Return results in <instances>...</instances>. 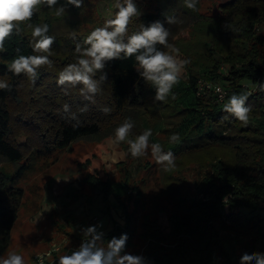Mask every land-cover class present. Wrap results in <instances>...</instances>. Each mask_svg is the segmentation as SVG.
<instances>
[{
    "label": "trees",
    "instance_id": "1",
    "mask_svg": "<svg viewBox=\"0 0 264 264\" xmlns=\"http://www.w3.org/2000/svg\"><path fill=\"white\" fill-rule=\"evenodd\" d=\"M199 4L200 1L193 12L184 7L183 0H153L152 6L129 25L131 35L141 24L157 20L164 23L170 31L169 43L182 50L184 59L190 61L172 90L176 98L169 97L166 103L153 102L154 90L139 76L134 57L107 64V79L101 83V92L93 103L80 95V85L68 88L65 95L66 86H58L57 79L52 78L51 82L48 78L54 64L52 68L40 69L35 84L25 76L7 71V64L18 54H35L29 46L30 29L26 25H21L19 35L13 34L6 41V51L0 53V77L8 79L11 90H0V256L11 243L24 196V189L17 182L31 168L34 162L31 159L47 157L55 149L66 148L81 138L101 140L111 136L125 117L135 121L134 135L151 128L150 140L175 154L176 166L166 172L170 177L180 178L175 174L183 173L190 164L197 168L198 193L173 194L176 211L170 214V226L165 231L156 218L148 215L139 224L142 192L137 185L135 208H125V224L116 223L105 234V247L111 237L127 233V248L135 244L137 235L147 241L143 256L148 264H216V255L223 259V264H238L221 236L227 230L243 238L241 254L264 252V93L254 92L249 98L250 113L254 114L247 126L222 110L233 92L251 90L257 81H264V32H260V26H264V0H232L222 4L221 12L214 17L201 19ZM84 7H70L67 16L73 15L72 20L80 23L78 16ZM44 12L41 9L30 23L42 24ZM165 15L175 17L177 23L167 24ZM44 22L49 25V35L56 37L54 54L50 57L53 62L61 60L63 68L75 62L73 52L79 41L72 40V28L67 35L70 39L67 43L72 47L60 59L57 38L64 36L60 31L66 30V25L62 29V23H53L49 17ZM227 23L234 31L224 27ZM190 24L196 32L194 40L179 43L176 36ZM99 76L100 73L95 78ZM202 78L220 84L226 90L224 100H219L212 88L200 91ZM64 104L76 113L79 123L69 119V114L63 111ZM85 105L88 111L81 113L79 109ZM104 107L111 111L104 113ZM225 116L228 118L223 119ZM220 124L230 125L224 132H214V126ZM31 132L36 135L30 137ZM209 132L206 144L175 149L192 134L201 136ZM173 133H178L180 140L169 147ZM28 146L33 149L26 155ZM27 159L30 161L26 162ZM3 161L18 166L13 171L6 170ZM86 180L102 190L104 201L115 191L108 179L90 173ZM122 183L125 191L129 182Z\"/></svg>",
    "mask_w": 264,
    "mask_h": 264
},
{
    "label": "rangeland",
    "instance_id": "2",
    "mask_svg": "<svg viewBox=\"0 0 264 264\" xmlns=\"http://www.w3.org/2000/svg\"><path fill=\"white\" fill-rule=\"evenodd\" d=\"M199 1L198 18H209L221 12L222 4L232 0ZM114 2L115 0H87L82 13L78 16L80 23L72 20L73 15L56 18L47 9H43L45 11L43 23L49 17L53 23L55 21L62 23V29H65L66 25V30L60 31L62 35H66V38L64 36L57 38V46L63 43L67 45L58 47L60 59L72 47L70 43H67V40H70L67 35L71 28L72 32L76 33L75 40L82 41L93 28L103 26L106 19L112 18L115 11L112 7ZM135 2L142 13L153 4V0H135ZM260 32H264L263 25L260 26ZM194 34L196 32L190 24L176 36V40L179 43H189L194 40ZM178 50V58L184 59L182 50ZM60 62L61 60H54L53 72L48 78L51 82L58 78L59 72L63 69ZM184 71L185 67L181 74ZM205 80L211 82L209 79ZM253 114H249V119ZM229 125H215L213 131L224 132ZM210 134V132L201 136L192 134L175 146V149L182 150L185 147L204 145L208 142ZM34 135L36 133L31 132L30 137ZM20 137L25 139L24 135ZM157 137L159 138V135ZM161 139H164V135ZM173 145L175 144L171 142L169 147ZM28 147H25L26 155L33 149L31 146ZM127 147L124 143L119 146L114 145L113 135L101 140L85 137L73 141L66 148L55 149L47 157L31 159L34 161L31 168L25 170L17 182L23 187L24 196L12 229L10 246L4 255L15 251L23 256L25 264H38L36 255L54 250L51 252L49 261L56 264L60 255L79 246L83 239L82 227L102 223L103 227L100 230L106 234L115 227L116 223L124 225L125 208L130 210L135 208V200L138 197L135 189L137 185L142 192L139 196L141 198V209L138 212L139 224L144 216L148 215L156 218L160 226L168 231L170 214L176 211L173 194L197 196V168L190 164L183 173L175 174L180 175V178L175 179L155 163L150 150L147 156L133 159L127 153ZM29 161V159L26 160V162ZM5 164L7 165L5 169L10 171L18 166V164L3 161V165ZM90 173L100 179H108L117 192L110 193L108 200L104 201L102 190L86 180ZM124 180L129 182L125 191L121 187ZM221 236L225 246L230 250L232 259L239 264L243 238L227 230L223 231ZM135 238V244L126 251L143 256L147 241L139 235ZM215 259L216 264L224 263L223 259H219L217 255Z\"/></svg>",
    "mask_w": 264,
    "mask_h": 264
},
{
    "label": "clouds",
    "instance_id": "3",
    "mask_svg": "<svg viewBox=\"0 0 264 264\" xmlns=\"http://www.w3.org/2000/svg\"><path fill=\"white\" fill-rule=\"evenodd\" d=\"M198 3L199 0H183L184 7L193 12L197 10ZM70 7L81 9L84 7V0H63V3L61 0H0V53L6 51L5 43L13 34H20L22 24L30 29L29 46L35 53L15 56L7 64L8 72L18 77L25 76L35 84L41 68L53 67L54 62L50 57L54 54L52 46L56 43V37L49 35L50 28L47 23L33 25L30 21L41 9H47L56 18H63ZM112 7L115 9L112 18L106 19L103 26L93 28L82 41L75 44V62L65 65L59 72L56 81L58 86H66L64 92L68 95V88L80 85V95L94 103L93 98L101 92V83L107 79V64L113 60L134 57L139 76L154 90L153 102L166 103L169 97L174 100L176 97L172 90L179 84L181 71L190 61L178 58L179 50L169 43V29L157 20L148 25L141 24L138 31L129 35L128 28L133 18L142 15L137 3L135 0H115ZM165 21L167 24L177 23L175 17L168 15H165ZM224 27L234 31L231 24L227 23ZM71 38L76 39L75 32L71 33ZM157 45L161 47L158 48ZM16 51L20 52L19 49ZM98 73L100 76L96 79ZM207 87L211 89L214 86L208 84ZM0 90H11L6 77H0ZM215 92L219 94L220 100H224L226 93L220 86H215ZM254 92L264 93V81H257L251 90L229 95L223 104V112L247 126L251 112V106L247 102ZM63 111L69 114L70 120L79 123L76 113L70 112L68 104L63 105ZM79 111L87 112L88 108L85 105ZM102 111L107 114L111 109L104 107ZM135 127V121L131 117H125L113 130V144H126L127 153L133 159L147 156L150 150L157 165L165 172L172 171L176 166L175 154L164 151L161 144L150 141L153 135L151 128L134 135ZM169 140L172 143L179 142L180 136L173 133ZM226 199L227 197L224 201ZM102 227V223L82 227L83 239L79 246L60 255L56 264H148L146 257L126 251L129 239L127 233L111 237L105 247V233L100 230ZM38 259L43 264V258ZM0 264L25 262L22 255L12 251L0 256ZM239 264H264V252L245 251L239 258Z\"/></svg>",
    "mask_w": 264,
    "mask_h": 264
},
{
    "label": "built area",
    "instance_id": "4",
    "mask_svg": "<svg viewBox=\"0 0 264 264\" xmlns=\"http://www.w3.org/2000/svg\"><path fill=\"white\" fill-rule=\"evenodd\" d=\"M208 84H211V85L214 86L212 88L213 90H215V86H220L223 89L224 93H226V90L220 84L206 81L204 78L200 79V83H199V89H200V91H201V88H203V90H205L206 88H208L207 87ZM218 98H219V94H218ZM94 219L96 221V217ZM57 249H59V248H57ZM53 251L54 250H49V251H46V252H43L41 254L36 255L35 256V259L37 260L38 264H41V261H40V259H38V257L43 258V264H53L52 261H49V257L51 256V252H53Z\"/></svg>",
    "mask_w": 264,
    "mask_h": 264
}]
</instances>
